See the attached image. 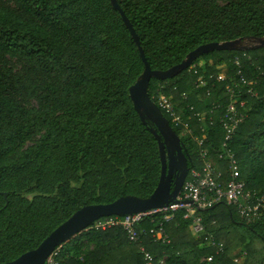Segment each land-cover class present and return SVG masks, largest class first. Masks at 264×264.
I'll use <instances>...</instances> for the list:
<instances>
[{"label":"trees","instance_id":"obj_1","mask_svg":"<svg viewBox=\"0 0 264 264\" xmlns=\"http://www.w3.org/2000/svg\"><path fill=\"white\" fill-rule=\"evenodd\" d=\"M117 3L152 70L178 64L202 44L264 38V0ZM19 5L35 22L0 9V51L22 54L48 77L66 74L67 79L61 86H50L32 112L17 103L13 78L0 70V263L37 247L82 206L126 195L148 197L160 175L157 141L149 124L140 121L128 94L143 63L110 0H19ZM235 59L243 76L255 82L259 97H245L248 115L231 148L246 189L264 196V165L257 152L264 146V47L204 54L193 62H203L197 73L187 68L171 79L152 78L148 94L153 102L159 93L172 95L179 112L190 115L197 137L198 128L208 120L199 121L194 113L208 112L218 102L221 108L213 111L205 146L209 142L218 145L222 136L219 116L229 101L225 91L229 83L212 79L208 89H196L194 82L199 74L207 80L215 76L222 63L234 76ZM32 138L37 139L24 147ZM180 141L190 158L188 169L200 168L197 144L190 138ZM217 165L223 182L227 178L224 164ZM198 214L205 234L223 244L221 252L200 243L179 211L169 220L156 216L141 224L146 230L161 227L167 241L154 242L146 234L141 242L132 243L119 227L86 229L70 241L85 238L93 247L80 260L68 254L66 242L59 247L57 264H144L140 247L153 256L154 264L161 258L164 264H264V209L250 223L225 201ZM241 250L246 256L233 262ZM208 256L210 262L204 259Z\"/></svg>","mask_w":264,"mask_h":264},{"label":"built area","instance_id":"obj_2","mask_svg":"<svg viewBox=\"0 0 264 264\" xmlns=\"http://www.w3.org/2000/svg\"><path fill=\"white\" fill-rule=\"evenodd\" d=\"M234 64L237 66L234 76L227 73V68L222 63L217 66L219 72L215 76L209 75V80H207L204 74H199L194 82L196 89L207 88L209 81L212 79L217 82L227 80L229 83L225 88L229 101L219 116V127L222 136L218 145L209 142L205 146L208 126L214 122L212 119L213 111L221 108L218 102L208 112L194 113L199 121L204 120L205 117L208 120L198 128L201 134L200 137H197L189 123L190 115L184 116L179 112L173 102V96L164 93L157 95L155 104L168 116L169 124L172 129L174 127L178 131L179 138H190L197 144V157L201 162L200 168L188 169L183 185L174 201L161 208L123 216L102 217L93 222L87 229L104 231L119 227L125 233L129 242L139 243L146 234H150L154 242H164L167 241V237L161 227L157 229L152 227L146 230L141 226L142 222L146 219L152 222L156 216L163 220H169L175 213L183 211V218L190 222L189 230L191 234L204 246L211 247L216 253H219L223 249V244L218 242L212 234H205L202 217L198 214L199 210L211 207L217 202L225 201L227 205L236 208L240 218L246 223H250L260 216L264 209V196L256 191L246 189L245 182L240 178L236 156L231 148L232 139L239 125L248 115L249 108L246 107L247 99L245 97H259V94L254 88L255 82L247 80L243 76L238 59H235ZM201 66H203L202 61L192 63L188 68L197 73L196 68ZM213 86L214 84H211V87ZM181 96L182 99L186 98L185 93H182ZM188 110L192 111L193 106H188ZM219 162L224 164V171L227 174V178L223 182L221 181L222 172L217 165ZM140 251L144 256V264H154L152 262L153 256L148 251L143 247H140ZM58 253L59 247L55 248L43 264H57L56 256ZM245 256V250H241L232 257V260L239 263ZM204 259L210 262L211 256ZM156 264H164V260L162 258L158 259Z\"/></svg>","mask_w":264,"mask_h":264},{"label":"water","instance_id":"obj_3","mask_svg":"<svg viewBox=\"0 0 264 264\" xmlns=\"http://www.w3.org/2000/svg\"><path fill=\"white\" fill-rule=\"evenodd\" d=\"M128 30L143 63L142 72L129 86L128 94L133 109L143 124H149V130L157 141L160 175L159 180L146 198L126 195L109 203L89 204L82 206L65 221L52 230L34 249L28 250L17 258L0 264H43L47 257L62 244L85 231L96 220L107 216H123L161 208L173 202L180 191L188 172L190 158L183 151V144L172 129L168 119L148 94L149 82L171 79L186 70L196 59L212 51H244L251 48L264 47V38L235 39L224 42L202 44L178 64L166 70H152L146 60L140 40L128 18L119 7L117 0H110Z\"/></svg>","mask_w":264,"mask_h":264},{"label":"rangeland","instance_id":"obj_4","mask_svg":"<svg viewBox=\"0 0 264 264\" xmlns=\"http://www.w3.org/2000/svg\"><path fill=\"white\" fill-rule=\"evenodd\" d=\"M0 9L11 11L24 20L35 22L34 17L21 12L19 0H0ZM72 50H74L73 47ZM0 70L8 72L13 78L16 85L15 100L17 103L32 112L37 111L40 98L49 91L50 86H61L67 79L66 74L55 78L48 77L22 54H9L3 51H0ZM37 138L28 140L24 147L33 144ZM257 152L264 165V146L259 147ZM17 156V153L12 154L11 158L15 159ZM75 247L76 250H74ZM92 247L93 242L85 238L69 241L64 245L68 254L75 255L80 260Z\"/></svg>","mask_w":264,"mask_h":264}]
</instances>
